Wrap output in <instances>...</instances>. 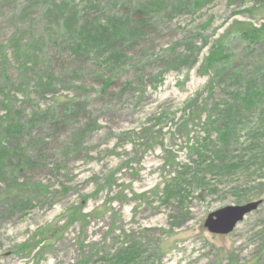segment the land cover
I'll return each mask as SVG.
<instances>
[{
    "label": "rangeland",
    "instance_id": "obj_1",
    "mask_svg": "<svg viewBox=\"0 0 264 264\" xmlns=\"http://www.w3.org/2000/svg\"><path fill=\"white\" fill-rule=\"evenodd\" d=\"M83 1L0 0V264H264V0H95L116 58Z\"/></svg>",
    "mask_w": 264,
    "mask_h": 264
},
{
    "label": "trees",
    "instance_id": "obj_2",
    "mask_svg": "<svg viewBox=\"0 0 264 264\" xmlns=\"http://www.w3.org/2000/svg\"><path fill=\"white\" fill-rule=\"evenodd\" d=\"M165 1L167 2L168 0H165ZM83 2H86V4H84V7H83V11L85 13L84 15H85V19H86V24L81 29V33L83 35H86L87 37H91L92 40L96 43L97 48L95 50H91V51H93L95 55L98 54V56H97V58H98L100 56V54L102 53L100 51V49H102V50L103 49H110L111 52H108L107 50H105V51L110 53L112 58L118 57V54H119L120 49H121L120 47L122 45L124 46L125 44H128L131 42L132 28L129 27L128 24L123 25L122 22H121L122 26L119 27L120 22H116V20L118 18L108 19V22L105 24V26H103L98 20L92 21L91 18H89L87 16V12H90V10H92L93 8L96 7L95 0H84ZM148 6L150 8L153 7L152 9H157V8H161L163 5L161 7H158L157 5H154V4H147L146 7H143L141 9V11H139V12L140 13L146 12V10L149 8ZM177 6L181 7L180 5H177ZM69 12H70V7H68L67 5H65L63 7V5H62V7H58L51 14L56 18L55 19L56 23H58L60 25L65 20V19H62V21H61V19H60L61 16L64 18ZM76 18H77L76 14L72 15L71 21L67 22L66 24L68 26H72L71 24L74 22V20ZM137 18H138V21H136L137 23L141 24L142 26H144L146 24L143 14L138 13ZM122 21L126 22L125 19H123ZM70 31H72V30H70ZM104 34H108V36H107V38H105V42L103 45L102 41H99L98 39L101 36H103ZM67 36L68 37L70 36V32L67 34ZM72 40H74V39H71V41ZM98 48H100V49H98ZM67 49H69L70 52L73 54H85L84 52H87V50L84 49L83 46L79 47V46L73 45L70 48L67 47ZM241 126L242 125H240V127ZM220 143L224 144L225 139H222V141ZM1 152L2 151L0 150V156H1ZM0 158H1L0 159V183H5V182H7L6 178L8 177L6 172L2 175L4 169H6L5 156L0 157ZM24 161L28 162L29 159H28L27 155L23 153L22 155H20L18 167L11 171L13 175L17 174L19 172V170L22 169L21 165L24 164ZM211 168H213V167H211ZM13 181L17 182L18 179L13 178ZM134 256H135V251L133 249H131L129 251H125V253L120 258H118V261L121 263H124L125 261L127 263H130L129 261L133 260ZM252 262L253 261H250L249 264H252ZM231 264H234V262L232 261Z\"/></svg>",
    "mask_w": 264,
    "mask_h": 264
},
{
    "label": "water",
    "instance_id": "obj_3",
    "mask_svg": "<svg viewBox=\"0 0 264 264\" xmlns=\"http://www.w3.org/2000/svg\"><path fill=\"white\" fill-rule=\"evenodd\" d=\"M263 201L248 203L244 206L226 207L209 215L205 222L206 230L217 236H228L242 223L247 215L255 212Z\"/></svg>",
    "mask_w": 264,
    "mask_h": 264
}]
</instances>
